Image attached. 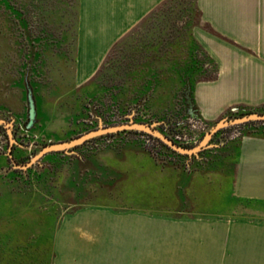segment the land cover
Wrapping results in <instances>:
<instances>
[{"label":"crops","instance_id":"0c3cea01","mask_svg":"<svg viewBox=\"0 0 264 264\" xmlns=\"http://www.w3.org/2000/svg\"><path fill=\"white\" fill-rule=\"evenodd\" d=\"M165 1L77 0L76 86L91 81L114 44ZM195 6L200 17L191 35L216 69L214 80L194 85L199 117L211 124L232 108H264V0H195ZM17 97L8 115L23 126L25 97L22 92ZM37 113L34 131L41 133L44 114ZM229 144L231 150L222 152L219 162L232 167L216 184L205 182L214 165H196L190 171L181 161L174 162L173 155L154 157L142 147L91 156L79 150L53 153L25 170L14 168L7 153L0 152V191L10 198L8 204H33L38 190L30 191L27 174L45 164L58 193L67 187L77 196L82 187L85 195L105 199L114 191L118 201L134 204L119 207L101 200L67 215L53 207L59 215L49 239L56 264H264V137L243 136ZM29 145H17L14 157L25 159L42 144ZM162 159L164 167L159 165ZM41 183L46 181L41 178ZM158 203L165 206L158 208ZM189 205L193 210L185 211ZM221 205L229 214L215 217ZM205 212L208 216L202 217Z\"/></svg>","mask_w":264,"mask_h":264},{"label":"rangeland","instance_id":"374dc122","mask_svg":"<svg viewBox=\"0 0 264 264\" xmlns=\"http://www.w3.org/2000/svg\"><path fill=\"white\" fill-rule=\"evenodd\" d=\"M0 2V119L8 120V113L14 112L18 102L17 95L19 96L20 92L24 95L20 84L21 78L26 75L35 87L37 110L44 114L43 132L34 131L35 133L32 134L39 143L67 142L87 133L85 130L92 127L118 125V122H127L130 118L144 120L157 129L163 128L169 131L171 127L173 130H178L173 126L178 121L182 124L181 142L189 146H196L211 128L201 118L185 115L182 106L183 87L178 79L165 71L159 76L158 87L145 93L138 102H132L138 96L134 94L138 91L137 88L145 75L143 62L154 59L161 69L174 61L187 62V48L191 39L182 22L188 19L186 18L188 5L180 8L177 5V11L182 14L175 24L171 22L170 15L171 9L176 7V4L168 5L163 11L156 12L151 22L136 28L117 48L110 64L98 80L76 86L77 0H0ZM181 2L188 3L189 0H181ZM169 22L171 25L173 23L174 28L167 26ZM154 24L161 26L163 31L161 35L154 32ZM193 55L194 62L205 71L199 76L200 78L214 73V65L203 52L195 50ZM80 69L83 71L84 66ZM128 72L134 75L130 89L124 93L125 95H121V98H115L116 94L122 93L120 77L124 78ZM100 86L106 89L102 90L103 94L99 100H93L92 96L88 97V94H85L86 90L91 92L93 88ZM23 105L27 108L24 101ZM252 129L253 127L249 126L235 127L222 133V143H215L218 145L216 148L218 153L213 158L215 163H211L216 170L206 176V183L216 184L219 182L217 179L225 178L224 172L232 167L230 164L227 166L219 162V158L225 154L222 152L231 150H227L226 146L235 143L229 142L224 146L225 139ZM95 143L100 145V149L96 151L93 148L90 149L91 152L87 150L89 153L80 152V154L91 156L100 151L129 146L142 147L154 157L163 152L154 141L138 134L106 137ZM30 156H33L31 149L27 154V157ZM171 157L174 162L181 161L183 168L186 165V167L190 166V171L197 168L195 163L187 164L185 160L183 162L175 156ZM164 159L165 163L168 162V159L165 157ZM164 159L159 160L160 166L166 165L162 162ZM44 166L46 165L41 164L40 168L39 165H35L34 172L27 174L30 191L38 190L33 204L27 205L26 201H14L8 204L10 198L5 197L0 191V264H56L54 261L57 260V255L52 251L49 239L56 230L55 223L59 215L53 211V207H60V214L67 215L86 208L85 204H96L101 200L119 207L134 205L131 201L125 202L122 198L118 201L114 191L113 195L105 199L94 193L90 196L85 195L86 192L82 187L76 191L77 196H72L67 187L62 188L58 193L53 189L55 177ZM40 177L46 183L40 184ZM220 186V191L226 188L222 182ZM164 206L163 203L157 204L158 208ZM190 206L185 211L193 210ZM206 214L209 213L205 212L202 217H207ZM225 214H229V210L221 205V211H217L214 215L222 217ZM170 215L191 217L186 213ZM22 222H26V227H18ZM40 222L46 226H37ZM17 241L19 243L16 244ZM74 263L75 261L72 264Z\"/></svg>","mask_w":264,"mask_h":264},{"label":"trees","instance_id":"16d2710c","mask_svg":"<svg viewBox=\"0 0 264 264\" xmlns=\"http://www.w3.org/2000/svg\"><path fill=\"white\" fill-rule=\"evenodd\" d=\"M0 4H1V2H0ZM171 4H176V7L171 9L172 14L170 15L172 17L170 20H171V22H174V24L177 21L178 17L182 14V12L177 11L178 10L177 5H179V8L183 7V6L185 7L186 5H188V7H189V9L187 10V17H186L188 19L185 22H182V24H184L186 26L183 28L187 30V35L191 39L190 45L187 48L188 49V51H187L188 60L186 63H178V62L174 61L171 64L167 65V67H163L162 69L157 65V61L154 59H151L150 61L146 60L145 62H143L142 68L144 70L145 75L142 78L141 85H139V87L137 88L138 91L134 94V95H138V96L135 97L132 102L133 103L138 102V100L140 98H142V96H144L145 93L153 91L156 87H158L159 79H160L159 76L162 74L163 71H165L166 73H168V74L172 75L173 77H175L176 79H178V81L181 83V85L183 87L182 106L184 108L185 115H188L190 117L200 118L198 111H197V108L195 106L194 99H193L194 85L199 80H214L216 78V69L212 75L200 78L199 76H201L205 71H204V69H200L198 67V65L194 62V55H193L194 51L198 50V51L202 52V49L195 42V40L192 38V35H191V29H192V27H194L195 25L198 24L199 17H200L199 11L196 9V6H195V0H189L188 3L187 2L186 3L181 2V0H166L158 8H156L152 13H150L138 25V27H140L141 25H144L147 22H151L153 17H154V14L156 12L163 11L166 6L171 5ZM171 22L167 23V26L170 28H174V25H173V23L171 25ZM132 32H130L126 37H124L119 42L114 44V46L111 48L110 52L108 53L103 65L100 67V69L98 70V72L96 73L94 78L92 79L93 81L98 80L99 77L102 76V73L105 71V68L110 64V61L112 60V56L114 55L117 48L123 44V42L127 39V37ZM154 32L158 35L162 34L161 32H163V31H162V28L159 24H154ZM139 66H140V64H139ZM133 76H134L133 73L131 74V72H128V74H126L124 78L120 77V80H122L121 81L122 84L120 85L122 87L121 88L122 93L119 92L120 94H118V95L116 94L115 98L117 97L119 99V98H121V95H125L124 93L128 92V90L130 89L129 86L131 84V80L133 79ZM21 81L23 82V77L21 78ZM30 84L34 90V95H35V87L33 86L31 81H30ZM103 89H106V88H102L100 86L99 88H96V89L93 88V90L91 92H87V90H86L85 94H88V97L92 96L91 98L93 100H95V99L99 100L100 99L99 97H101V95L103 94V92H102ZM35 99H36V97H35ZM252 113L264 114V108H258V109H252V108H246V107L232 108V109H229L226 112L225 116L222 117L221 119H223V118L233 119V118H237V117H241V116H246V115H249ZM37 119H39L38 113H37ZM133 121L149 124L148 122H146L144 120H139V119H135ZM215 123L209 124V126L212 127ZM25 125H26V123H25ZM25 125H24V127H25ZM149 125H151V124H149ZM173 126H175L176 129L178 128V131L181 132V130H180L181 129L180 126H182L181 123L176 121V124ZM248 126L253 127V129L251 131L241 133V135H238L235 137H231V138L228 137V139H225V141L223 142L224 146H226L229 142L237 143L240 140V138H242L243 136L264 137V121H254V122L244 123L241 125L231 126V127L219 130L213 136V138L210 140V142L208 144V148L203 149L196 156L195 155H193V156L180 155V154L172 151L166 145L161 143L158 139L153 138L147 134L141 133L139 131H124L123 133H135V134H142V135L148 136L149 138H151L157 142V143H155V145L158 146L159 149H161L163 152L169 153V154L177 157L178 159L183 160V162L185 160V161H187V164H190V162H192V163H195L197 166H200L201 164H204V165L211 164L214 161L213 158H214L215 154L218 153V152H216V150H217L216 148L218 145H216L215 143H222L221 135L224 131L231 129V128H235V127L245 128ZM36 127L37 126L35 125L28 132H32L33 130H35ZM96 128H97L96 126L92 127L90 129L85 130V132L91 131V130L96 129ZM158 130L161 131L167 137H170L173 140V142L179 146H182L185 148L193 147V146H189V145H184L183 143H180L177 140L173 139L171 136V133H170L171 130L170 131L169 130L165 131L163 129H158ZM0 132L6 137L5 128L3 126H0ZM12 132H13V136L15 138L16 144L22 145V143H17L18 141H17V137H16V131L14 129H12ZM98 138H101V137L93 138L90 141L98 139ZM49 144L50 143H43L37 151H33V156L36 155V153L41 148H43L44 146H47ZM84 144H86V143H84ZM84 144H82V145H84ZM17 145H14V147L12 149L13 157H14V151L17 149L16 148ZM82 145L76 146L72 150L78 149ZM14 159L19 164H26L29 161V158L16 159L14 157ZM188 161H189V163H188Z\"/></svg>","mask_w":264,"mask_h":264},{"label":"water","instance_id":"95a60500","mask_svg":"<svg viewBox=\"0 0 264 264\" xmlns=\"http://www.w3.org/2000/svg\"><path fill=\"white\" fill-rule=\"evenodd\" d=\"M22 87L24 90V97H25V103L27 106V118H26V125L25 129L27 131L31 130L36 124H37V103L34 95V90L30 84V81L28 80V77L25 75L23 76V82ZM10 121L7 122L4 119H0V126H3L6 129V134L9 141V147L7 151V156L9 160L11 161L12 165L16 169H27L31 167L32 165L36 164L38 161H40L44 156L55 153V152H69L70 149L82 145L84 142L102 136L110 133H116L118 131H139L146 133L159 141H161L164 145H166L168 148H170L172 151L180 154V155H186V156H193L197 155L199 152H201L203 149L208 148V144L210 140L213 138V136L221 129L228 128L235 125H241L248 122H254V121H264V114L259 113H252L246 116H241L233 119H226L223 118L219 121H217L204 135V137L201 139V141L191 148H185L182 146H179L175 144L171 139L166 137L161 131H159L157 128L154 127V125H149L147 123H139L134 122L131 118L129 119V123L119 125V126H113V127H101L92 131H89L87 133H84L80 137H77L75 139H72L67 142H61V143H53L47 146H44L41 148L36 155L31 157V159L26 164H19L16 162V160L13 158V155L11 153L13 145H17L15 143V139L13 136V121L11 120L12 116H10ZM191 167L188 166V169Z\"/></svg>","mask_w":264,"mask_h":264},{"label":"flooded vegetation","instance_id":"af4514ba","mask_svg":"<svg viewBox=\"0 0 264 264\" xmlns=\"http://www.w3.org/2000/svg\"><path fill=\"white\" fill-rule=\"evenodd\" d=\"M7 122H9L10 120L8 119V120H6ZM119 124L118 125H113V126H119V125H123V124H127V123H129V120L126 122V121H121V122H118ZM139 123H141V122H139ZM13 129L16 131V137H17V143H22V146H24V145H26L27 147L29 146V143H39L38 141H36L34 138H33V136H32V134H30L31 132H28L26 129H25V127H24V125L23 126H18V125H15V123L13 122ZM113 126H104V128H107V127H113ZM96 129H98V128H96ZM163 129V128H162ZM93 130H95V129H93ZM163 130H165L166 131V129H163ZM171 131H170V133H171V136H172V138L173 139H175V140H177L178 142H180V143H182L181 142V140H180V138H181V132L180 131H176V130H173V128L171 127V129H170ZM34 131V130H33ZM32 131V132H33ZM92 131V130H91ZM126 131V130H125ZM89 132V131H88ZM124 131H118V132H116V133H110V134H106V135H102V136H99V137H101V138H98V139H95V140H92V141H90V140H88V141H86V142H84V143H86V144H84V145H82V146H80L78 149H74V150H79L80 152H83V153H85V152H88L87 150H90V149H93V148H95V150L97 151L98 150V148L100 149V145H98L97 143H95L96 141H98V140H100V139H103V138H106V137H114V136H121V135H123V134H135V133H123ZM5 133H6V129H5ZM141 133H143V132H141ZM144 134H146V133H144ZM83 135V134H82ZM138 135H142V134H138ZM148 135V134H147ZM81 136V135H80ZM80 136H78V137H80ZM143 136H145V135H143ZM150 136V135H149ZM166 136V135H165ZM145 137H147L148 139H150V140H152V141H154L153 139H151V138H149L148 136H145ZM152 137V136H151ZM167 137V136H166ZM33 138V140H31ZM35 138H37V136L35 137ZM154 138V137H153ZM169 139H171L170 137H168ZM1 139H3L4 140V142L6 143L5 144V149L3 150V152L2 153H7V151H8V147H9V141H8V137H7V134H6V137L0 132V140ZM15 139V138H14ZM75 139V138H74ZM172 140V139H171ZM173 141V140H172ZM155 143H157L156 141H154ZM161 142V141H160ZM15 143H16V141H15ZM48 143H50V144H53V143H61V141H53V142H48ZM162 143V142H161ZM49 144V145H50ZM13 147H14V145H13ZM13 147H12V149H13ZM73 149V148H72ZM72 149H70L69 151H74V150H72ZM92 150H90V152H91ZM16 152V150L14 151V153ZM11 153H12V151H11ZM38 153V152H37ZM36 153V154H37ZM55 153H59V152H55ZM89 153V152H88ZM51 154H53V153H51ZM49 155V154H48ZM47 156V155H46ZM31 157H33V156H30V157H26V158H29V160L31 159ZM45 157V156H44ZM43 157V158H44ZM14 158V157H13ZM39 162V161H38ZM37 162V163H38Z\"/></svg>","mask_w":264,"mask_h":264},{"label":"built area","instance_id":"2783aa9c","mask_svg":"<svg viewBox=\"0 0 264 264\" xmlns=\"http://www.w3.org/2000/svg\"><path fill=\"white\" fill-rule=\"evenodd\" d=\"M183 137H181L180 138V140L182 139ZM188 142H190V141H188ZM188 142H186V143H188ZM5 142H4V140L2 141V140H0V152H2L4 149H5Z\"/></svg>","mask_w":264,"mask_h":264}]
</instances>
